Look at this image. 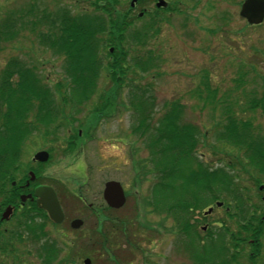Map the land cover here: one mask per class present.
Instances as JSON below:
<instances>
[{"label":"trees","instance_id":"16d2710c","mask_svg":"<svg viewBox=\"0 0 264 264\" xmlns=\"http://www.w3.org/2000/svg\"><path fill=\"white\" fill-rule=\"evenodd\" d=\"M191 1L196 3L193 7L199 3V0ZM117 5V0H104V4L102 0H93L89 5L93 10L89 12L71 13L66 7H60L48 14L44 10L39 11L33 0L32 4L25 7L7 10L1 19L0 42H12L24 31L35 34L38 44L48 40L51 49L64 57V76L69 77L72 83L66 85L68 92L57 104L47 85L40 82L35 67L13 58L0 70V124L3 125L0 129V213L8 206L14 207L15 212L18 209V182L14 176L17 170L19 173L20 166L16 156L21 154L25 120L29 113L37 112V123H33L45 130L55 128L57 132L61 128L59 126H63L58 122L63 119L74 122L76 119L72 115L81 113V107L94 96L98 73L102 69L98 50L103 47L107 57L105 70L113 84L102 91V108L96 107L89 114L85 134L90 130L89 125L102 119L101 111L106 107L115 111L119 104L123 111L133 112V119L137 123L131 127L130 134L142 140L148 151L147 158L139 163L141 165L137 170L142 169L146 176L152 175L156 180L151 201L147 203L151 212L162 213L169 208L175 228L184 231L185 238L180 244L190 251L192 260L195 257L197 263L194 264H239L243 260L257 264V259L262 255L261 239L264 234V228L259 226L263 225L261 216L264 215V198L259 195V187H264V135L251 123L236 117L234 108L238 105V98L226 101L225 98L229 96L225 93L220 99L217 98V90L211 88L210 79L204 72L190 97L202 102V111L207 106L222 105L220 116L224 124L222 120L216 122L211 115V122L215 120L212 122L215 133L219 132L217 139L222 138L229 145L236 146L234 148L241 156L238 154L235 161L231 160L224 167L211 168L203 163L196 154L198 137L203 134L196 125L183 121L184 105L179 100L164 102L155 115L156 100L149 91L151 85H140L132 77L124 80L127 72L137 77L138 72L145 75L159 69L162 63L160 54L146 47L158 35L163 19L158 13H144L141 18L131 17L130 8L120 12L116 9ZM133 21L141 23L135 31L131 30ZM44 25L47 27L46 33L44 28L41 29ZM129 32H134V35L132 43L128 44L126 38ZM108 47L113 48L112 53ZM129 49H134V53H129ZM240 79L237 80L240 85L244 84ZM123 89H126V101L119 103L120 91ZM243 97L249 110L259 109L264 117V95L257 97L255 93L249 92ZM209 110L215 111L214 108ZM217 114L219 112L215 114L216 118ZM129 135L122 137V143L128 140ZM71 136L72 139L78 138L76 129ZM240 175L249 178L257 191L255 195L246 192L240 182ZM216 204L229 209L228 215L234 219L232 225L235 232H230L228 227H219L218 235L222 233V240H206L204 243L205 237L196 234L197 230L190 225V220L197 211ZM28 214L31 213L24 216L20 212L14 216L17 226L6 243L0 245V252L11 249L13 243H24L20 238L24 233H28V241L32 244L42 241V228ZM105 218L102 226L109 222L111 227L108 229H115L105 231L103 241L100 240L102 243L98 244H101V250L105 241L107 246L113 244L106 253L113 249L110 251L113 253L110 261L122 264L119 258L113 256L118 254L115 251V234L125 235L131 225L126 226L121 221L116 226L108 216ZM225 220H221V224ZM129 237L125 242L133 250L136 246L134 232H130ZM251 239L254 241L252 244L249 242ZM246 246L252 251L257 248V255L250 257ZM59 251L55 242L44 240L35 248L34 256L40 264H54ZM67 261L64 258L57 263L68 264Z\"/></svg>","mask_w":264,"mask_h":264},{"label":"rangeland","instance_id":"374dc122","mask_svg":"<svg viewBox=\"0 0 264 264\" xmlns=\"http://www.w3.org/2000/svg\"><path fill=\"white\" fill-rule=\"evenodd\" d=\"M92 1L34 0V6L39 11L44 10L48 14L54 13L60 7H66L71 13H78L92 11L93 9L89 6ZM117 1L116 9L123 12L127 11L133 0ZM242 1L244 0H199L196 7H193L196 3L194 4L191 0H164L166 9H157L155 12L163 19L159 26V33L146 47V49L149 47L150 50L153 49L159 52L157 54H160L162 60L159 69L152 70L145 75L138 72L137 77L127 72L124 79L128 80L132 77L138 80L136 83L140 85L146 83L151 85L149 91L156 100L155 115L159 113L164 102L179 100L184 105L183 121L196 125L203 134L198 137L199 143L196 154L203 163L210 165L211 168L224 167L231 160L235 161L236 156L238 154L241 156V153H238L239 151L235 149L236 146L234 148L222 138L217 139L219 132L215 133L212 122L222 120L221 123L224 124V120L220 116L222 105L207 106L202 111V102L190 97L193 89L202 80V73L206 72L210 79L211 88L217 90V98L220 99L223 93L229 96L225 98L226 101L238 98V105L234 108L236 117L251 123L257 128V131L260 130L264 135V117L259 109L249 110L243 97L249 92L255 93L257 97L264 95V19L257 26L247 24L239 16ZM32 3L33 0H0V21L7 10L17 9L21 6L25 7ZM156 3L157 0H140L139 4L137 3L138 5L132 8L131 17L139 16L140 12L143 11L154 13ZM102 4H104V0H102ZM140 24L139 21H133L131 30L135 31ZM42 28L46 33L47 27L44 25ZM132 35H134V32H129L127 35L128 44L132 43ZM44 42H39L41 45L38 44L36 35L28 31L21 33L12 42H0V70L8 60L13 58L18 59L25 65L35 67L40 82L47 85L53 93L56 103L59 104L60 99H64L66 96L65 92H68L66 85L68 86L72 82L69 77L64 76V57L51 49L48 40ZM108 49L113 48L108 47ZM99 52L102 69L98 73L94 96H91L88 102L81 107V113L72 115L76 119L74 122H67L68 119L59 121L58 124L61 122L63 126H59L61 128L57 132L54 131L52 137H50L51 134H48V132H46L47 134L34 135L37 126L33 123V119L28 117L25 120V132L28 133L24 132L23 138L26 141L24 143V140L22 141L21 154L16 156L18 167L20 161L28 160L35 152L41 151L40 148L45 150V147H48L49 151L52 150L51 155L53 156L52 160L44 166L45 170L41 172L42 178H44L43 175L53 176V178H58L60 185L63 182L62 184L68 185L69 188H74L76 183L81 185V180L78 179L77 181L76 176L71 174L69 169L75 170L73 163L81 159L84 173L88 175V181L80 189L81 193L79 194H82L83 198L86 199V203L95 202L99 204L101 202L99 193L108 181L119 182L124 190L125 202L119 210L109 208V211L102 199V221L104 223L105 216H108L114 224L116 223V226L121 221L126 226L131 225L128 230L126 229L127 237H129L130 232H134V241L139 244L132 250L131 246L128 247L125 242L127 239L126 234H115L117 242L115 251L117 250L118 254L113 256L119 258L122 264L197 263L195 257L193 260L191 259L190 251L184 249L183 245L176 244V247L173 248V244H169L168 231H166V236L164 233L163 235H154L155 237L150 236V238L144 233L146 232L144 228L148 226H152L154 232L158 229L162 232V227L167 229L170 221L168 219L165 221L161 215L152 213L151 208L147 206V203L151 201V191L156 180L152 175L146 176L147 174L142 169L137 170V167L141 165L139 163L147 158L148 151L145 149L142 140L136 139L130 134L131 127L137 123L133 119L134 113L129 110L123 111V107H119V104L116 106L117 110L115 111L106 107L101 111L102 119L89 125L88 129L90 130L85 134L88 126L86 124H89V114L96 107L102 108V91L109 89L113 84L105 70L106 51H103L102 47L98 50ZM129 53L133 54L134 49H129ZM128 59L131 58L128 57ZM239 79L244 84L240 85V82L237 81ZM121 92L122 94L118 99L119 103L126 101L127 97L126 89L121 90ZM211 108H214L215 111L211 112L209 110ZM218 112L219 115L217 114L216 118L215 114ZM211 115L215 118L212 122ZM2 127L3 125L0 124L1 130ZM91 127H95V129ZM78 128L84 132V138L78 141L80 146L75 144L78 146L76 147L73 144L76 148L72 149L68 141L71 139L70 135H72L73 130ZM222 131L223 129L221 133ZM127 134H130L128 140L122 143V137L127 136ZM82 142H84L83 145ZM235 172L239 171L235 170ZM74 173L76 172L74 171ZM16 175H18V170L13 176L16 177ZM240 176V182L245 187L246 192L255 195L257 191L252 186L249 178H246L245 175ZM259 195L260 198H264V190L260 191ZM211 207L214 208L211 219L223 218L224 210H216L214 205H211ZM63 210L65 221L57 226L47 224L43 231L42 241L32 244L28 241L30 238L26 236L24 243H13L11 249L3 253L0 252V263L40 264L39 259L34 256V252L35 248L45 240L55 242L60 249L54 264L64 258L68 260V264H83L85 258L91 260L90 264H115L110 261L111 253L109 252L110 258H106V252L100 249L98 243L101 242L100 240L103 237L99 239L96 233L93 234L92 229L96 227L97 223L96 217L92 216L86 209H81L78 206H64ZM206 210L207 208L200 211ZM80 212L84 215L83 219L88 227L83 226L78 231L72 230L69 227V222ZM233 220L228 218L223 224H220V222L219 224L221 228L228 227L230 232H235V227L232 225ZM35 222L38 224L37 221ZM105 223L107 227L104 231H108L111 224L109 222ZM262 224H259V226L264 228V221H262ZM16 226V217L1 226L0 245L6 243L11 235L10 233L14 231ZM217 228L220 230L219 227H215L213 230L211 228L209 233L212 236L204 238V243L208 238H210V242L222 240V233L218 235ZM4 229H7L10 233L5 232ZM138 229L140 231L137 235L135 233ZM199 230L197 229L198 232H200ZM84 232H86V237H83ZM204 235L202 234V237ZM172 239H174V236ZM261 247L262 255L257 259V264H264V234L261 239ZM246 252H249L248 247ZM239 264H249V262L243 260Z\"/></svg>","mask_w":264,"mask_h":264},{"label":"flooded vegetation","instance_id":"af4514ba","mask_svg":"<svg viewBox=\"0 0 264 264\" xmlns=\"http://www.w3.org/2000/svg\"><path fill=\"white\" fill-rule=\"evenodd\" d=\"M136 5H137V0L135 3V6ZM29 117L31 119H33V121H36L37 112L36 111L30 112ZM35 123H37V121ZM91 128L95 129V127H91ZM36 129H37V131H35L36 133L34 135H37V134L42 135L41 133H46V131H47L48 134L49 133L51 134L50 137H52V135H53L52 133H54V131H56L55 128L45 130L43 128L37 127ZM77 134H78V138H76V139H74V138L72 139V136L70 135L71 139L68 141V144L71 145L72 149L78 147V146H76L77 144L80 146L78 141H80L81 138H84V136H83L84 132L82 131V129L78 128ZM23 140H24L23 141V143H24L26 140L24 138H23ZM73 144L74 145L76 144L75 145L76 147ZM83 144H84V142H82V145ZM21 147H22V145H21ZM40 149L45 151L48 154V160L46 162L40 163V162L33 160V156L36 152L28 160L25 159V161H22V162L20 161L19 173H18V175H16V177H17L16 182H18V191H19V193H18V200H19L18 209L16 211L17 213L15 212L14 207L8 206V207L12 208V214L10 215V218L8 221H3V222L0 221V228H1V226H4L6 223H8L15 215H17L20 212L24 213V216L30 212L31 214H28V215L32 216L33 219L38 222L37 225L42 228L41 233H43L47 224H51L52 226H57L55 224H52V222L49 220L47 213L45 211H43L37 207L36 197L34 195L35 188H37V187H49L50 189H52V191L54 192V194L56 196V199L58 200V203H59L60 208H61L62 213H63V222L65 221V214H64V210H63L64 206L68 207L69 205H73V206H78L81 209H86L87 211H89V213L92 216L96 217V219H97L96 227L93 228L92 231H93V234L96 233V236L100 239L102 237V235L104 236V233H105L104 230L106 229L105 225L102 226V188H101V191L99 193L101 196L100 197L101 202L99 204L95 203V202L86 203V199L83 198L82 194H79V193H81L80 189L88 181V175H86L84 173L85 170H84L83 162L81 159L80 160L78 159L77 161H75L73 163L75 165L74 166L75 170L69 169L70 173L73 174L74 176H76L77 181H78V179L81 180V183H80L81 185L76 183V187L69 188L68 185L62 184L63 182H61V181H60L61 182V185H60L58 182V178H56V177L53 178V176L50 177L47 175H43V177L45 179L42 178L41 172H43L45 170L44 166L46 164H48L49 161L52 160L53 155H51L52 150L49 151L48 147H45V150L42 148H40ZM72 165H71V167H73ZM74 171L76 173H74ZM14 185H15V182L12 183L13 187H14ZM218 209L224 210L223 218L211 219L210 217H213L212 211H211V213H206V211L196 212L195 215H193L191 217L190 225L192 227H195L196 230L200 229L199 230L200 232L195 231L196 234H198L200 237H202V234H205L204 235L205 238H207L208 236H212V235H210L211 233H209L211 228L213 230V228H215V227H220L221 226L220 225L221 220L229 218V215H228L229 209L228 208L227 209L226 208H218ZM152 213H155V212H152ZM1 214H2V212L0 213V217H1ZM155 214H158L159 216L161 215V217H163L165 221L167 219L170 221L167 229L165 227H162V232H160L159 229L154 232V230H152V226H148V227L144 228L146 230V232H144V231H142V232L146 233L147 236L150 238V236L155 237V236H158L159 234L163 235L164 233H165L164 235L166 236V231H168L167 235L170 238L169 239L170 245H171L172 241L176 242L175 239L181 240L182 236H184V231L183 230H177L175 228V224L172 221V218L170 216L169 208L164 209L162 213H155ZM44 215H45V217H43ZM83 217H84V215L81 212L77 216H74L69 222V227L71 225V222H73L75 220L81 221V226L76 231L80 230L83 226L88 227V225H86ZM261 221H264V216L261 217ZM219 222H220V224H219ZM4 231L6 232L7 229H4ZM139 231H140L139 229L136 230L135 234L138 235ZM7 233H10V232L7 231ZM38 233L40 234V232H38ZM26 236L27 237L29 236L28 233H24L23 236L21 235L20 236L21 240H26ZM173 236H174V239H172ZM83 237H86V232H84ZM148 241L150 242V239ZM208 241H210V238H208ZM249 242L252 244L253 240H249ZM116 243H115V245H116ZM138 244L139 243L136 242L135 245L138 246ZM99 245H101V244H99ZM112 245L113 244H109L107 246V243L105 241L103 246H102V250H104L106 252L109 249L108 247H110ZM112 250L113 249H111L110 251L112 252ZM257 251H258L257 248L254 249V251H250V248H249V253L251 255L250 257H252L253 255H257ZM112 254L113 253H111V255ZM254 261L256 262V259ZM250 263H252V262H249V264Z\"/></svg>","mask_w":264,"mask_h":264},{"label":"water","instance_id":"95a60500","mask_svg":"<svg viewBox=\"0 0 264 264\" xmlns=\"http://www.w3.org/2000/svg\"><path fill=\"white\" fill-rule=\"evenodd\" d=\"M134 2H131L132 7ZM165 6L166 4L163 0H159L156 3V8H164ZM239 16L249 25L261 24L264 19V0H244L240 6ZM33 160L44 163L48 160V154L46 152H38L34 155ZM34 195L37 207L45 211L54 224H59L63 221V213L52 189L49 187H37L34 190ZM102 196L106 205L112 209L122 207L125 202L120 184L114 181H109L105 184ZM11 214L12 209L10 207L6 208L2 213L1 220H8ZM80 225V221H74L71 223V228L77 229ZM84 264H90L89 260H84Z\"/></svg>","mask_w":264,"mask_h":264}]
</instances>
